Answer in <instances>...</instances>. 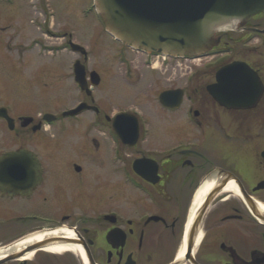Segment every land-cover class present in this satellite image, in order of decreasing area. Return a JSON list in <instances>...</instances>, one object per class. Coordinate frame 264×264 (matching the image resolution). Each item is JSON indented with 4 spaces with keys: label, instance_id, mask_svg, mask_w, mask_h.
<instances>
[{
    "label": "flooded vegetation",
    "instance_id": "obj_1",
    "mask_svg": "<svg viewBox=\"0 0 264 264\" xmlns=\"http://www.w3.org/2000/svg\"><path fill=\"white\" fill-rule=\"evenodd\" d=\"M0 1L10 7L16 6L15 0ZM48 2L49 0L44 1L42 6L37 3L40 9L37 16L31 17L29 22L42 36L47 34L58 38V33L46 24L54 16V9ZM263 24L264 13L253 17L246 25L237 27L236 31V34L246 33L243 36V43L246 44L244 48L251 55L250 61L244 62L261 83V95L257 104L253 108L234 110L220 106L208 91V86L216 83V76L202 91L205 115L214 124H205V139H208L210 133L228 136L234 134L236 157L231 158L233 162L230 165L210 161L197 149L196 144H187L163 153V157L154 153L140 156L142 159L155 161L158 173L150 175L154 182L147 181L135 172L134 163L141 158L132 160V165H125L121 158L124 170L122 173L117 170L115 174H121L123 181L132 189H116L112 184L107 186V182L98 187L97 183H93L97 184L93 193L69 192L67 196L60 188H72L71 180L65 176L59 177L58 172L52 170V166L62 167L66 163L62 162L63 158H55L61 151V144L53 141L51 147L47 141L48 133H64L72 126H67V123L80 122L81 115L91 113L97 120L93 123L98 128L101 125L104 129L114 131L112 119L103 118L102 111L98 108L71 118L64 116L66 112L57 116L43 113L35 120L15 115L11 103L4 105L0 102V140L5 146L13 145L2 151L0 157L5 153L25 151L27 158H22V162H36L37 166L36 174L24 173L23 166V174L13 172L8 176L11 190H4L0 186V264H264ZM1 27L0 25V29ZM227 34L229 33L219 34L221 41L210 52L215 58L219 57L217 60H223L221 56L232 53L230 47L220 46L223 38H228ZM63 37L58 43L57 51L65 49L66 34ZM38 42V38L32 37L25 48L32 49V44L37 45ZM67 43L69 46L70 40ZM125 47L133 52L143 53ZM22 50L23 47L18 48V45L14 47V51H21V54ZM18 57L23 59L20 55ZM218 66L221 65L218 63ZM218 70L219 68L215 75ZM85 74L91 87L93 71L89 72L85 66ZM82 93L90 97L87 91ZM185 99L192 104L196 103L194 95L187 90L184 91ZM193 108L191 105L186 118L194 124L190 126L192 129L200 130L203 128L201 111ZM163 109L167 113L180 110ZM47 116L51 117L46 118ZM229 118H234L232 125H226L225 119ZM55 123L61 125L55 126ZM49 147L54 159L50 157L52 153ZM54 160L62 164L48 163ZM71 166L74 173H70L69 178L81 185L85 167L74 163ZM14 170L17 171L18 168ZM222 171L225 174L220 173ZM215 175L218 181L234 178L236 190L222 194V189L217 193L205 213L197 231L196 244L190 252L186 243L188 228L187 223H184L185 212L193 202L190 200L194 199L197 189L204 182L202 179ZM200 233L203 236L197 244ZM38 234L46 237L29 244L30 246L17 249L18 243ZM40 243H47L46 247L74 246L82 253L53 254L40 249L28 253L31 246ZM183 247L186 251L181 257Z\"/></svg>",
    "mask_w": 264,
    "mask_h": 264
},
{
    "label": "rangeland",
    "instance_id": "obj_2",
    "mask_svg": "<svg viewBox=\"0 0 264 264\" xmlns=\"http://www.w3.org/2000/svg\"><path fill=\"white\" fill-rule=\"evenodd\" d=\"M44 1L46 0H15L14 7L0 1V102L4 105L11 103L15 115L35 120L43 113L57 116L85 101L99 108L103 118L112 119L119 113H135L140 121L139 139L133 147L123 144L113 130L104 129L101 125L98 128L93 123L97 121L93 113L81 115L80 122L67 123V126H72L64 132L66 134L49 132L48 144L51 147L53 141L61 144V151L55 158H63L62 162H66L62 167L52 166V170L60 173L61 175L57 173L59 177L65 176L71 180L73 185L72 188H60L65 195L69 196V192L93 193L96 190L95 185L98 184L99 187L105 182L107 186H116V189H130L121 174H115L117 170L121 173L124 170L121 158L125 165H132V160L136 157L141 158L142 155L152 153L163 157V153L187 144H196L202 154L217 164L230 165L233 162L232 159L236 157L234 134L228 136L210 133L208 139H205V124H214L208 115H205L202 91L205 90V85L214 81L218 68L230 63L246 64L245 60L250 61L251 53L244 48L246 44L243 43L246 33L229 32L228 38H223L220 46L232 49V53L221 56L223 60H217L219 57L211 55L201 61H168L167 65H163L161 60L158 63L156 57L128 50L114 40L105 31L104 24L97 15L94 0H54L51 2L54 16L46 24L52 27L59 37H45L48 40L44 41L43 45H34L30 50L25 46L32 37L43 38L39 30L31 26L29 20L37 16L40 9L38 4L42 6ZM41 29L43 31V28ZM64 34L65 49L47 52L49 45L51 48L58 47ZM69 40L84 47L88 57L72 52L70 47L68 48ZM16 45L18 48L23 47L22 54L21 51H14ZM77 60L86 66L89 72H96L100 77L101 83L90 93V97H86L74 81L73 65ZM150 63L156 67L152 68ZM218 63L221 66H218ZM169 90H187L194 95L196 103L192 104L185 99L178 112L167 113L160 106L158 98L162 92ZM191 105L193 109L201 111L203 128L200 130L192 129L190 126L194 124L186 118ZM225 121L226 125H232L234 118ZM60 125L55 123V126ZM2 143L0 140V153L13 147ZM50 157L54 159L53 153ZM48 163L62 164L55 160ZM73 163L80 167L89 165L85 167L81 185L69 178V174L74 173L71 166ZM202 181H205V178ZM192 200L193 198L190 202ZM191 203L185 212V224Z\"/></svg>",
    "mask_w": 264,
    "mask_h": 264
},
{
    "label": "water",
    "instance_id": "obj_3",
    "mask_svg": "<svg viewBox=\"0 0 264 264\" xmlns=\"http://www.w3.org/2000/svg\"><path fill=\"white\" fill-rule=\"evenodd\" d=\"M107 31L116 39L134 49L146 53H161L173 57L205 55L219 45V34L226 29H237L247 24L254 16L264 13V0H95ZM75 50L86 54L84 48L72 45ZM76 80L83 90H88L85 68L76 66ZM95 85L99 77L93 74ZM260 80L252 70L241 62H235L217 72L216 83L208 86L209 93L216 102L228 110L253 108L259 101ZM257 88L259 91H256ZM161 103L168 108H179L183 101L182 90L166 91L160 96ZM87 104L66 113L76 116ZM116 134L129 147L139 139V123L134 116L121 113L114 118ZM30 157V156H29ZM27 158L25 151L10 152L0 158V186L11 190L8 176L13 172L37 173L36 162H22ZM152 160H138L135 172L149 182L155 180L150 175L158 173ZM14 168H18L17 171ZM28 168V169H26ZM225 174L223 171L220 172ZM234 178L217 181L214 189L206 196L197 217L186 233L187 250L195 246L197 231L217 193ZM47 243L31 246L28 253L45 248ZM30 246V245H29Z\"/></svg>",
    "mask_w": 264,
    "mask_h": 264
},
{
    "label": "bare ground",
    "instance_id": "obj_4",
    "mask_svg": "<svg viewBox=\"0 0 264 264\" xmlns=\"http://www.w3.org/2000/svg\"><path fill=\"white\" fill-rule=\"evenodd\" d=\"M237 29H226L224 30L223 33H236ZM156 66H154L153 68H155ZM218 179L217 176H213V177H209L207 178L202 184L201 186L197 189L195 195H194V199L193 202L191 204L190 207V211H189V216H188V220H187V228L189 229L191 227V225L194 223L193 221L195 220V218L197 217V214L200 210V208L202 207V204L206 198V196L212 191V189H214L216 183H217ZM236 190V186L234 185L233 182H230L229 184H226V186L223 188V191L221 192L222 194L227 193L228 191H233ZM202 233L199 234L198 239H197V244L200 243L201 239H202ZM44 237H46V235L43 234H38L32 237H28L26 239H24L23 241H21L20 243H18L17 249L19 248H23L26 245L32 244L36 241H40L41 239H43ZM42 252H47V253H53V254H62L65 252H76V253H82L81 250H79V248H76L74 246H68V245H53V246H49L46 248L41 249ZM185 247H183L182 251H181V257L184 256L185 254ZM6 253V252H5Z\"/></svg>",
    "mask_w": 264,
    "mask_h": 264
}]
</instances>
